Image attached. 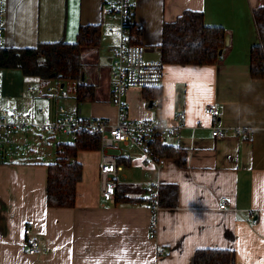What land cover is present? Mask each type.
<instances>
[{
    "label": "crops",
    "instance_id": "crops-1",
    "mask_svg": "<svg viewBox=\"0 0 264 264\" xmlns=\"http://www.w3.org/2000/svg\"><path fill=\"white\" fill-rule=\"evenodd\" d=\"M113 4L4 0L3 48L72 43L85 24H99L101 36L97 46L81 51L83 80L80 76L78 81L93 87L92 100L79 102L74 93L76 104L64 106L71 96L62 80L5 67L13 68L5 70V79L12 77V83L3 84L2 79L1 104L29 113L36 124L51 120L56 105L109 122H116L121 112L133 119L162 115L172 121L182 111L180 142L166 144L184 151L185 160L164 156L145 161L140 150L129 146L120 201L109 204L99 192L98 150H80L82 174L74 206L49 207L46 178L51 161L15 157L7 148L11 138H3L0 264H193L198 248L229 249L236 264H264V79L250 77L248 57L250 46L258 42L252 11L264 0H131L147 59H160L163 24L187 9L201 11L206 25L225 28L227 47L214 64L163 63L160 86L127 89L120 108L113 101L109 73V49L120 39ZM51 86L63 88L68 96L56 97ZM155 99H160L159 110L153 106ZM214 102L220 115L211 120L203 108ZM41 107L47 112L41 113ZM213 126L223 135L213 136ZM169 184L177 189V202L159 208L151 238V194L155 185L160 189ZM221 196H227L225 209L219 208ZM28 222L42 249L36 254L27 253L24 245Z\"/></svg>",
    "mask_w": 264,
    "mask_h": 264
},
{
    "label": "trees",
    "instance_id": "trees-1",
    "mask_svg": "<svg viewBox=\"0 0 264 264\" xmlns=\"http://www.w3.org/2000/svg\"><path fill=\"white\" fill-rule=\"evenodd\" d=\"M258 42L249 48V75L252 79H264V5L252 11ZM130 43H140L141 27L133 22V13L127 22ZM101 36L99 24L80 25L75 42L64 41L38 43L34 47L1 48L0 67L20 68L24 74L38 75L43 79L56 78L76 81L75 96L79 102L94 97L91 85L79 82L82 64L81 51L98 45ZM227 30L222 26L206 25L201 11L185 10L174 21L162 26L160 59L164 64H214L221 57L219 50L227 47ZM100 138L97 134L80 133L74 140L56 144V158L47 164L46 205L49 207H72L75 204L76 184L81 178L82 164L77 160L80 150H98ZM156 157L176 156L185 160L184 151L167 144L153 148ZM121 162L126 164L125 160ZM120 186L116 191V202L120 201ZM177 189L164 185L159 189V204L175 206ZM150 203V202H149ZM193 264H236L229 249L198 248L194 252Z\"/></svg>",
    "mask_w": 264,
    "mask_h": 264
},
{
    "label": "built area",
    "instance_id": "built-area-1",
    "mask_svg": "<svg viewBox=\"0 0 264 264\" xmlns=\"http://www.w3.org/2000/svg\"><path fill=\"white\" fill-rule=\"evenodd\" d=\"M4 0H0V49L2 48ZM112 17L119 22L120 39L117 45L110 47L111 55L109 73L113 80V101L120 108L122 96L131 87H158L163 76V62L161 59L150 60L144 57L145 47L140 43H130L127 22L131 14V0H114ZM1 91V79H0ZM49 91L55 92L56 97L65 98L68 93L60 87L51 86ZM156 110L160 108V99L153 101ZM47 112V107L39 109ZM204 114L211 120L220 115L217 103H209L203 108ZM52 133H63L76 139L80 133L97 134L100 138L99 153V192L100 196L109 204L116 201L117 188L123 180L121 160L129 156V146H134L143 155L145 161H154L156 156L153 148L157 144H166L169 140L180 142L181 129L185 126V113L179 112L172 121L162 115L146 119H133L121 112L116 122H109L102 118L83 116L80 111L68 112L63 105H56L53 118L49 121L34 123L30 114L9 110L2 106L0 100V153L2 139L6 135L22 132L32 126ZM213 136H222L223 132L213 126ZM151 194L149 220V236L153 238L157 230V212L159 204V186H154ZM227 196L220 197L219 208L225 209ZM24 245L27 253L40 252L39 241L33 236L32 223L28 222L24 228Z\"/></svg>",
    "mask_w": 264,
    "mask_h": 264
},
{
    "label": "rangeland",
    "instance_id": "rangeland-1",
    "mask_svg": "<svg viewBox=\"0 0 264 264\" xmlns=\"http://www.w3.org/2000/svg\"><path fill=\"white\" fill-rule=\"evenodd\" d=\"M10 69L13 68H9V69L2 68L0 71L1 81L3 79V84L5 83L7 85V83L9 84L12 83V77L9 76L8 79H5L6 76L5 70H10ZM63 83H64V88L69 92L71 97L66 101V104L65 102L64 103L62 102V104L64 106L67 105L70 108H72L74 104H76V99L74 97V93H75L74 81L67 80V81H63ZM3 84H1V87L3 86ZM57 84H58L57 81H53L52 83V85H57ZM43 119L48 120L46 118ZM5 137L11 138V141L9 143V146H7V148H11L12 150H14L13 155L15 157H20V158L26 157L36 161L42 160V161H51V162L54 161L56 157V144L60 141H70V137L66 134L58 133V132L51 133L39 129L38 127H31L26 129L25 131L15 132L13 134L4 136V138Z\"/></svg>",
    "mask_w": 264,
    "mask_h": 264
},
{
    "label": "water",
    "instance_id": "water-1",
    "mask_svg": "<svg viewBox=\"0 0 264 264\" xmlns=\"http://www.w3.org/2000/svg\"><path fill=\"white\" fill-rule=\"evenodd\" d=\"M222 53V50H219V54ZM81 79L83 80V73H81Z\"/></svg>",
    "mask_w": 264,
    "mask_h": 264
}]
</instances>
